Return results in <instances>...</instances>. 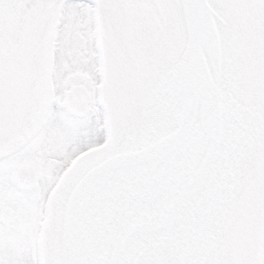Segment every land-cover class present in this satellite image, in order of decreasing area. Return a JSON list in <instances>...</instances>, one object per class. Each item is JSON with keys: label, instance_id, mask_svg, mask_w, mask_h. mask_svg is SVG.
<instances>
[{"label": "snow or ice", "instance_id": "obj_1", "mask_svg": "<svg viewBox=\"0 0 264 264\" xmlns=\"http://www.w3.org/2000/svg\"><path fill=\"white\" fill-rule=\"evenodd\" d=\"M0 264H264V0H0Z\"/></svg>", "mask_w": 264, "mask_h": 264}]
</instances>
